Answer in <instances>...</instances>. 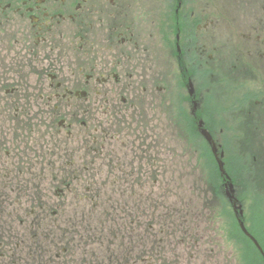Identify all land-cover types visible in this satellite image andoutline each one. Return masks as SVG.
<instances>
[{
	"label": "flooded vegetation",
	"instance_id": "flooded-vegetation-1",
	"mask_svg": "<svg viewBox=\"0 0 264 264\" xmlns=\"http://www.w3.org/2000/svg\"><path fill=\"white\" fill-rule=\"evenodd\" d=\"M204 130L264 180V0H0V264H238Z\"/></svg>",
	"mask_w": 264,
	"mask_h": 264
},
{
	"label": "rangeland",
	"instance_id": "rangeland-1",
	"mask_svg": "<svg viewBox=\"0 0 264 264\" xmlns=\"http://www.w3.org/2000/svg\"><path fill=\"white\" fill-rule=\"evenodd\" d=\"M145 74L148 77L149 75L152 74V71L146 70ZM224 150L226 152V161H227V159L228 160L233 159L234 162H238V166H239L238 173H242V172H240L242 170L240 168H243L244 165L246 166V168L248 170L244 174L240 175L241 187L238 185V198L241 201V203L243 205H245V210H247V212H246L247 217L246 218L248 220V225L254 224V225H252L254 227L256 222H257V218H260L261 220L263 219L262 213H261V216H259L260 212H262L264 210V180H262L263 175H262V173H260L259 175H260L261 180H257V176L255 175V171L253 170V166L246 162L247 158L239 156V154L241 155L240 152L242 150H239V154H238L240 159L233 154L234 152L236 154L237 149L233 150V149H226L225 148ZM207 156H208V158H207L206 168L208 169V171H212L214 169V167H213L214 162H212L209 155H207ZM234 156L237 160L234 158ZM228 166L230 167V163H228ZM250 171H252V173ZM243 179H244V181H243ZM175 182H178L179 185L176 186V194H175L174 198H175L176 202L178 201V199L181 200V201H178L177 204H183V205H187V204L189 205V203L192 205H205V204L216 205V204H219V202L215 199V197L211 196V192H210L211 190H210L209 186H206L205 189L200 188L198 190V189H196V188H198L196 181H195V183H194V181H190L189 185H187L186 181H175ZM178 189H182V193H181L182 197H178L180 195V193L179 194L177 193ZM205 200L207 202H205ZM222 226H223V233L225 234L223 245L226 246L225 247L226 250L223 249V255H222L221 260L219 258L217 259V261H221V262H223L224 257L227 254H229L230 247L232 244L231 239L227 236V234H230V229L228 228L229 227V219H227V221H225L224 224H222ZM223 245H221V246H223ZM237 248H239V245ZM234 250H237V249L235 248ZM236 257H237V253H236ZM206 262H207V264H213L214 263L211 261H206ZM237 263L243 264L241 256H239V254L237 257Z\"/></svg>",
	"mask_w": 264,
	"mask_h": 264
},
{
	"label": "trees",
	"instance_id": "trees-1",
	"mask_svg": "<svg viewBox=\"0 0 264 264\" xmlns=\"http://www.w3.org/2000/svg\"><path fill=\"white\" fill-rule=\"evenodd\" d=\"M209 155V154H207ZM211 157V156H210ZM212 158V157H211ZM214 162V161H213ZM214 169L212 171H208L209 174H212V178L208 179V186L209 187H216V181H214L213 176L215 175V163L213 164ZM244 169H246V167H244ZM260 176H259V179ZM263 180V178H262ZM244 181V179H243ZM236 184H238L241 187V181L240 180H235ZM218 183V181H217ZM219 188V187H218ZM216 196V194H215ZM217 201L219 202V204L223 205V206H228V202L226 201L225 197L223 195L220 196H216ZM262 213V217L263 219L261 220L260 218H257V222L255 224V226L253 227L252 225L254 224H250L248 225V220L246 221L247 224V228L249 230V232L259 241L260 245L262 246V249L264 251V213ZM261 213L259 214V216H261ZM222 214H224V216L227 215V213L225 212V210L222 212ZM227 221V219H224V222ZM229 222H231L229 224V229H230V234H227L228 237L231 239V243L232 242V237H236V246L239 248H237V257L238 254L239 256H241L242 262L243 264H264V257L262 256V254L260 253V251L257 249V247L244 235V233L241 231V229L239 228L238 224L236 222H233L232 219L229 220ZM235 230V232H234Z\"/></svg>",
	"mask_w": 264,
	"mask_h": 264
},
{
	"label": "water",
	"instance_id": "water-1",
	"mask_svg": "<svg viewBox=\"0 0 264 264\" xmlns=\"http://www.w3.org/2000/svg\"><path fill=\"white\" fill-rule=\"evenodd\" d=\"M203 134L206 136L208 142L209 143H212V138H211L210 134L207 131H205V130L203 131ZM213 152H214V155L216 157L217 162L220 165V169H221L222 173L225 174L224 164H223V161L221 159L223 157V154L221 155V157L218 156V150H217V148H216L215 145H213ZM230 188H231V190H230V192H228V197L230 199V202L234 205V208L235 209L238 208V209L241 210L242 207L241 206H237V200H235L233 185H231ZM240 214L243 215V211L242 210L240 211ZM239 223H240L239 224L240 225V228L244 232V234L246 236H248L254 242V244L257 246V248L263 254L262 248L260 247V245L258 244V242L255 240V238L247 231V229H246V227L244 225V222L240 219Z\"/></svg>",
	"mask_w": 264,
	"mask_h": 264
}]
</instances>
